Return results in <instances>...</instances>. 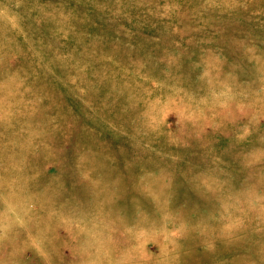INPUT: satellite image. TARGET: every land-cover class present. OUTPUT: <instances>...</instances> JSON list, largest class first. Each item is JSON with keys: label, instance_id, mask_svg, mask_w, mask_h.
I'll list each match as a JSON object with an SVG mask.
<instances>
[{"label": "rangeland", "instance_id": "rangeland-1", "mask_svg": "<svg viewBox=\"0 0 264 264\" xmlns=\"http://www.w3.org/2000/svg\"><path fill=\"white\" fill-rule=\"evenodd\" d=\"M0 264H264V0H0Z\"/></svg>", "mask_w": 264, "mask_h": 264}]
</instances>
